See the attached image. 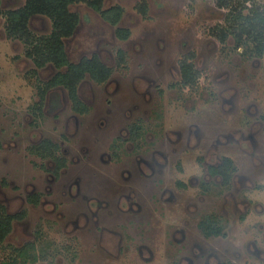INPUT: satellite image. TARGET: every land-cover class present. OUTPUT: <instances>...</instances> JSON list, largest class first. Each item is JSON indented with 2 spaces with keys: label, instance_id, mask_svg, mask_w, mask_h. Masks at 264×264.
<instances>
[{
  "label": "rangeland",
  "instance_id": "1",
  "mask_svg": "<svg viewBox=\"0 0 264 264\" xmlns=\"http://www.w3.org/2000/svg\"><path fill=\"white\" fill-rule=\"evenodd\" d=\"M218 1L105 0L106 8L120 6L124 10L119 26L130 31L125 42L117 39L116 28L86 5L73 7L81 16V24L75 37L66 42L71 60L78 62L85 56L100 54L112 68L113 76L103 85L89 79L83 82L81 97L91 107L89 114L75 116L67 92L62 91L63 110L46 114L44 108L37 123L35 106L47 104V99L40 101L38 88L52 78L55 69H37L27 57L24 44L7 37L6 20L0 17V203L11 213L29 211L28 218L15 227L9 239L12 246L22 248L35 243V256H40L37 264H46L40 255L46 245L55 251L58 247L60 261L68 263L75 254L76 264H114V259L121 261L118 264H140L132 256L133 250L120 259L106 258L96 245L89 247L92 242L88 228L76 232L75 240L74 228L67 227L86 210L83 196H94L96 189L91 188L111 183L103 175L101 179L93 178L85 158L81 161L82 154H101L112 139L121 133L126 135L124 130L139 120L147 133L143 142L135 144L145 153L160 148L170 155L163 182L174 189L178 181L183 182L186 191H177L187 200L202 194L201 187L193 188L190 180L196 185L205 177L206 163L210 165L214 156L231 158L241 176V197L247 196L253 205L247 210L241 203L239 213L224 214L230 222L235 221L224 224V231L237 235L244 248L252 238L264 233V53L261 57L250 54L255 53L254 42L238 48L231 36L224 43L220 41V30L229 26L230 10L220 8ZM2 2L5 9L25 4V0ZM144 2L148 5L146 17L140 13ZM251 6L264 12V0H252ZM247 14L244 11L243 15ZM31 29L48 35L51 22L34 18ZM119 51L126 54L124 66L119 61ZM190 55L198 78L192 87L185 88L179 62ZM234 131L236 139L223 138L213 145L216 138L231 136ZM36 136L49 137L69 151L70 164L60 178L51 173L54 164L49 158L42 159L33 152L32 146L39 140ZM129 165L133 167L131 161ZM77 178L83 188L74 195L50 192L53 182L65 186ZM3 180L8 187L1 186ZM31 192L42 194L48 203L33 208L25 200ZM257 203L260 205L255 209ZM216 205L218 210L220 203ZM172 213L181 219L189 217L184 211ZM63 246L69 249L66 256ZM258 247L264 252V241ZM9 251L2 247L0 259H7ZM16 262L23 264L20 258ZM239 264L263 263L244 256Z\"/></svg>",
  "mask_w": 264,
  "mask_h": 264
},
{
  "label": "flooded vegetation",
  "instance_id": "2",
  "mask_svg": "<svg viewBox=\"0 0 264 264\" xmlns=\"http://www.w3.org/2000/svg\"><path fill=\"white\" fill-rule=\"evenodd\" d=\"M221 42L224 43L226 40ZM249 43L251 41L245 40L241 43V46ZM241 46L237 47L241 48ZM120 52L125 55L124 58L126 59V54L123 51L118 52V57ZM250 54L254 57L262 56L258 54L257 49L254 54ZM93 55H97L105 65L107 64L100 54ZM192 57L193 55L188 56L189 60ZM125 59L123 63L120 62L123 66L125 65ZM183 61L179 62L181 79L183 74L181 64ZM189 62L197 71L196 65L191 61ZM50 66L48 65L45 68ZM37 69L39 68L37 67ZM54 69L55 73L52 78L38 88L40 101L43 102L47 99V104L44 107L40 103L35 106L34 118L36 123L40 121L38 115L43 117L44 108L46 114L63 110L62 91L67 92L75 116L89 114L91 107L81 97L83 82L89 79L96 85H103L110 81L113 76L112 73L106 82L97 83L87 75L77 88V98L82 107H76L64 86L47 88V84L58 73V70ZM181 83L185 88L193 86L191 84L185 86L183 80ZM84 111L85 113H82ZM73 119L76 118L73 116ZM143 126V121L139 120L131 127L126 128L124 130L126 135L121 133L116 139H112L108 149L101 154H94L95 152L93 154H86L85 152L82 154L81 161L83 162L85 158V161L91 167L93 178L98 176V179H101L103 175L110 179L111 183L109 185L98 184L100 189L98 187L91 188L96 189L94 196L91 195L88 198L83 196L86 210L77 215V218L67 225V227L72 226L74 228V239L77 240L76 232L80 233L82 229L86 230L88 228L92 242L90 248L96 245V248L99 247L105 252V255L110 256H106V258L115 256L118 259L133 250L132 256L139 260L140 264H239L244 256L264 264V252L258 247L260 242L264 241V233L261 232L258 238H252L251 242H248L244 248L240 245L237 235L224 231V224L235 223L234 220L230 222L231 219L224 217V214H228L229 211L233 215L239 213L241 203L245 205L247 210L251 209L253 205L250 198L247 196L241 197V189H238V184L242 182L241 176L236 172L237 169L233 160L229 157L214 156L210 160V165L206 163L205 177L202 180H197L196 185H194L193 180H190V185L193 188L201 187L202 194L187 200L181 191H177L179 188L184 192L186 191L183 182H177L175 185L177 189L163 182L162 176L167 170L165 162L171 159L170 155L161 151L160 148L148 153L146 150L145 153L144 149L135 144V141L143 142V135L147 133ZM198 131L200 132V130L196 132L198 133ZM236 133L234 131L231 136H219L213 145L221 143L223 138L236 139ZM37 138L39 140L32 146L33 152L42 159L49 158L50 162L54 164L51 173L55 178H60L63 171H66L68 164H70L67 158L69 151L63 150L62 144L60 145L49 137L36 136L35 139ZM251 138L252 135L249 136V140ZM130 161L133 167H130ZM45 170L49 172L46 168ZM80 182L77 178L75 182H69L65 186H61L58 185V181H55L50 192L54 194V191H56L61 196L69 197L74 195V191L83 188V186H80ZM1 186L8 187L5 180L1 182ZM213 188H216L217 191H212ZM31 193L32 195H27L25 200L33 208L48 203L44 201L45 197L42 194ZM217 203H220L218 210L215 207ZM258 205L260 204H255L254 208L256 209ZM170 209L178 212L184 211L189 214V217L181 219L179 214L172 213ZM0 211L5 216H12L10 233L3 244L0 245V250L3 247L10 251L7 253V259H0V264H17L16 260L19 258L22 259L23 264H37L40 256L37 258L35 256L36 253L34 252L37 250L35 243H28L22 248H17L9 243L15 227L28 218L29 211L23 210L20 213H11L2 202L0 203ZM132 226H136V228L133 229ZM93 240H95L94 243ZM251 244H253V248H251ZM51 250L49 245L40 250V255L44 258L46 264H76L77 257L75 254L68 263L64 262V259L60 261L62 254L58 253V247L56 251L55 249ZM62 250L65 256L69 254L68 247ZM32 253H34V257ZM46 258L48 259L45 261ZM114 260V264L121 262L117 259ZM132 262H134L133 264L136 263L135 261L130 263ZM104 264H107V261Z\"/></svg>",
  "mask_w": 264,
  "mask_h": 264
},
{
  "label": "trees",
  "instance_id": "3",
  "mask_svg": "<svg viewBox=\"0 0 264 264\" xmlns=\"http://www.w3.org/2000/svg\"><path fill=\"white\" fill-rule=\"evenodd\" d=\"M251 1H218L220 8L230 10L227 16L229 26L220 30V39L225 41L231 36L236 40L237 46H241L245 40L254 42L258 54L262 55L264 53V12L261 14L260 9H252ZM81 4L98 14L105 23L116 28L115 33L119 41L124 42L129 39L130 31L119 26L124 15L123 8L120 6L106 8L105 0H25V4L17 9H5L0 0V17L6 20L7 37L24 44L27 57L39 69L51 65L58 70L57 75L47 84V88L64 86L76 107H82L77 98V88L87 75L97 83H104L113 73V70L97 55L84 57L77 63L69 58L66 42L75 37L81 24V16L73 11V7ZM244 11H248V14L243 15ZM140 13L146 17L148 13L146 2L140 6ZM37 17L47 18L51 22V32L48 35L36 34L31 29V21ZM124 57L125 55L120 52V62H124ZM181 67L184 85H194L198 73L189 59L184 60ZM11 217L5 216L0 211V245L10 233Z\"/></svg>",
  "mask_w": 264,
  "mask_h": 264
}]
</instances>
